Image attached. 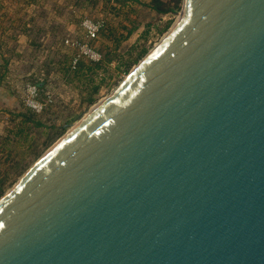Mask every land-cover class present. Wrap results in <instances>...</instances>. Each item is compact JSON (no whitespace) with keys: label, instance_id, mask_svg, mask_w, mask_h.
Returning <instances> with one entry per match:
<instances>
[{"label":"water","instance_id":"1","mask_svg":"<svg viewBox=\"0 0 264 264\" xmlns=\"http://www.w3.org/2000/svg\"><path fill=\"white\" fill-rule=\"evenodd\" d=\"M184 11L0 201V264H264V0Z\"/></svg>","mask_w":264,"mask_h":264},{"label":"rangeland","instance_id":"2","mask_svg":"<svg viewBox=\"0 0 264 264\" xmlns=\"http://www.w3.org/2000/svg\"><path fill=\"white\" fill-rule=\"evenodd\" d=\"M127 1L132 4L129 5H115L114 2L126 3ZM150 0H99V2L92 7V5H86L82 17H90L92 19L104 20L106 25L118 28L120 33H126L124 27H129L133 23H139L138 28L127 38L122 40L118 45L113 40L109 39L101 33L99 39L95 42V49L102 56V60H108L114 58L109 66L100 68L97 70L95 75L96 82L102 81L104 77L105 81L101 84L100 91L97 95V101L88 105L86 102H82L81 93L82 89L86 86L78 80L70 81L67 83L65 77L61 74H57L55 62L60 61L63 58H70L74 51L72 48L65 47L62 41L54 42H39L38 51L40 52H27V56L23 57L17 68L12 70L19 71L20 73L35 77V72L38 68L44 67L47 72L51 73L52 84L55 89V105L51 107L48 112L43 115V120L47 125L57 124L61 127H66L65 133L57 139L44 153L34 160L26 172L20 176L17 181L7 189V192L0 198V201L10 193L15 186L30 173L37 165L49 154L53 148H55L63 139H65L73 130H75L82 122H84L106 99H108L128 78L129 76L139 67L153 51H155L159 45L166 39L173 29L176 28L178 22L183 19L184 16V5L182 10L178 14H158L152 10L147 3ZM121 6V7H120ZM81 19V18H80ZM172 19V24L169 30L164 33H160L159 29H162L168 20ZM105 25V27H106ZM104 27V28H105ZM59 35H65V37H74L78 39L83 38V32L78 29V33H65L64 29L58 27L55 31ZM107 34V33H106ZM14 42H12L13 44ZM15 44V43H14ZM137 46L136 52L142 48L147 47L148 53L139 61L138 64L134 65L129 73H124L122 68L117 69V56L127 55L129 49ZM134 52V53H136ZM150 53V54H149ZM41 55L39 58L36 55ZM135 55V54H134ZM142 62V63H141ZM139 65V66H138ZM15 67V64H13ZM34 71V72H33ZM17 73V72H16ZM34 73V74H33ZM33 74V75H32ZM30 78V77H28ZM86 81V78H85ZM2 87L4 85H1ZM1 87V89H2ZM13 87V86H12ZM8 89L7 94H11L9 100H5L3 95L0 94V131L4 130L7 120L9 119L8 113H6L5 104L10 108H14L20 104L21 96L18 93L12 91V88L6 85ZM14 88V87H13ZM1 91V90H0ZM23 103V102H22ZM66 136V137H65ZM30 157V156H29ZM30 159V158H28Z\"/></svg>","mask_w":264,"mask_h":264},{"label":"trees","instance_id":"3","mask_svg":"<svg viewBox=\"0 0 264 264\" xmlns=\"http://www.w3.org/2000/svg\"><path fill=\"white\" fill-rule=\"evenodd\" d=\"M37 1L38 0H25L24 3H36ZM88 1L91 3L92 7L99 2V0ZM184 1L185 0H150L147 5L158 14H178L183 8ZM129 4L132 3L129 1L124 4L114 2L113 6ZM1 7L2 5H0V9ZM5 15L6 14L4 13L0 14L1 17H5ZM172 22V19L168 20L164 27L159 29V32L162 34L169 30ZM138 26L139 23L135 22L129 27H124L126 33H120L118 28L106 25L102 34L108 36L109 39L113 40V42L118 45L122 40L127 39L138 28ZM30 27L31 25H25L23 29H30L31 31L33 27ZM57 29V25L52 29L55 36L59 35L55 32ZM7 32H3V36L0 38V83L11 87L12 91L18 93L16 89L12 87L10 80L12 70L10 67L11 59L18 56V53L15 49V44H12L14 41H12L11 37L7 35ZM97 40L92 41L94 46ZM38 43L33 42V45H38ZM137 48L138 47L135 46L129 49L127 55H118L116 58V68L120 70V68L124 66L122 71L125 74L129 73L132 67L138 64L148 53L147 47H142L136 52ZM72 60L73 54L68 59L65 57L58 62L54 61L53 65L56 67L57 74L63 75L67 83H70V81L73 80H78L86 85L84 89H82L81 100L88 105H92L97 101V95L100 91L101 84L106 78L104 77L102 81L97 83L95 80L96 72L100 68L109 66L115 59L109 58L107 61L101 60L99 62H92L83 58L79 60L75 68L72 67ZM39 70H41L43 76L39 78L30 76V74L29 77L31 80L38 83L41 90V96H44L48 89H55L52 84V79L54 78L51 77L48 68L47 72L43 66L38 68V71ZM8 98H11V94L8 95ZM53 105H55V103ZM53 105L43 113L38 114L24 106L22 100H20L18 106L10 109L5 104V109L3 110H6L9 119L6 122L4 130L2 132L0 131V198L7 192V189L26 172L31 163L40 158L44 151L65 133L67 129L66 127H61V125L57 124L47 125L43 120V115H45Z\"/></svg>","mask_w":264,"mask_h":264},{"label":"crops","instance_id":"4","mask_svg":"<svg viewBox=\"0 0 264 264\" xmlns=\"http://www.w3.org/2000/svg\"><path fill=\"white\" fill-rule=\"evenodd\" d=\"M24 2L25 0H0V14H6L5 17L0 16V38L3 32L8 31L7 35L14 41L18 53V56L11 59V69L17 68L24 60L22 58L27 56V52L38 51V46L33 45V42L63 41L64 34H53L54 26L63 28L67 34L78 33L86 5H91L88 0H38L28 4ZM25 25H31L32 30L23 29ZM36 57L39 58L40 55L37 54ZM1 85L3 84L0 83V94L5 100H9L8 89Z\"/></svg>","mask_w":264,"mask_h":264},{"label":"built area","instance_id":"5","mask_svg":"<svg viewBox=\"0 0 264 264\" xmlns=\"http://www.w3.org/2000/svg\"><path fill=\"white\" fill-rule=\"evenodd\" d=\"M106 23L101 19H92L82 17L80 21V30L83 32V38L65 37L63 45L72 48L74 51L72 67L75 68L79 60L87 59L92 62H99L102 56L95 49L92 41L99 39ZM17 72V73H16ZM11 70V84L14 89L18 90L24 106L41 114L55 103L54 89H48L44 96H41V90L35 81L31 80L29 75H24L18 71ZM41 70L35 72V77H41Z\"/></svg>","mask_w":264,"mask_h":264},{"label":"bare ground","instance_id":"6","mask_svg":"<svg viewBox=\"0 0 264 264\" xmlns=\"http://www.w3.org/2000/svg\"><path fill=\"white\" fill-rule=\"evenodd\" d=\"M186 2H187V0H185V4H186ZM184 14H185V11H184ZM183 17H184V16H183ZM180 22H181V21H180ZM178 24H179V22H178ZM177 26H178V25H176V27H177ZM173 30H174V29H173ZM173 30H172V31H173ZM169 34H170V33H169ZM153 53H154V51H153ZM153 53H151V55H152ZM149 54H150V53H149ZM151 55H149V56H148L147 58H145L144 60L146 61V59H148ZM141 63H142V62H141ZM143 63H144V62H143ZM77 128H78V127H77ZM77 128H76V129H77ZM76 129H75V130H76ZM75 130H73L69 135H71ZM69 135H68V136H69ZM68 136H67V137H68ZM65 137H66V136H65ZM67 137H66V138H67ZM66 138H65V139H66ZM63 141H64V139H63ZM61 142H62V141H61ZM61 142H60V143H61ZM60 143H59V144H60ZM59 144H58V145H59ZM56 147H57V146H56ZM53 149H55V148H53ZM52 151H53V150H52ZM47 155H48V154H47Z\"/></svg>","mask_w":264,"mask_h":264}]
</instances>
